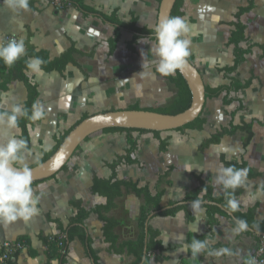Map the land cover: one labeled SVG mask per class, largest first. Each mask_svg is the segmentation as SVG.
I'll use <instances>...</instances> for the list:
<instances>
[{"label":"crops","instance_id":"obj_1","mask_svg":"<svg viewBox=\"0 0 264 264\" xmlns=\"http://www.w3.org/2000/svg\"><path fill=\"white\" fill-rule=\"evenodd\" d=\"M84 2L86 6L108 16L117 10L120 20L126 23L135 16L139 19L140 28L152 30L157 24V0ZM255 4L256 8L249 15L256 16L260 33L251 36L248 26L249 41L243 47H255L247 62L234 75L242 82L253 76L254 81L249 89L232 95L240 102L224 105L223 96L207 100L203 112L207 124L203 130L179 132L180 143L174 142L177 132H161L159 139L168 145L165 153L160 152V141L153 133H133L140 146L133 156L137 164H122L117 169L118 179L139 183L140 187L149 185L153 190L158 176L173 167L174 172L163 199L164 207L172 201H183L187 193L196 189L199 185L196 176L212 186L215 197L221 196L222 186L215 183V177L218 170L224 167L221 161L223 156L232 163L245 161L252 172L258 174L256 178L248 177L247 184L242 187L244 192L237 197L240 202L237 212L245 214L254 211L256 220H264V0H255ZM234 15L226 22L231 29L227 44L232 32L229 23L233 21ZM194 22L191 21L192 26ZM114 32V26L100 17L85 14L74 5L64 7L59 0L33 1L27 12L19 14L10 11L4 6L3 0L0 1V41L5 42L7 38L15 36L26 42L30 36V43L38 51L49 52L51 60L71 48L77 50L74 56L76 64L68 65L63 75L43 71L37 78L30 71L27 72L30 80L39 86L38 101L46 111V118L34 122L29 128L31 148L25 153L29 167L39 165L44 154L55 148L57 140L88 115L130 110L135 105L146 111L168 108L178 99L177 88L168 81V76L156 73L154 67L151 76L139 74L142 53L146 61L155 59L150 47L154 41L149 38L141 43L140 39L133 54L128 50L127 43L132 41L134 35L122 31L118 48L110 55V38ZM200 37L199 33L194 32L191 39L195 42ZM229 49L226 58L220 59L217 64L204 61L198 65L195 55H190L206 87L218 88L229 84L224 73L219 72L233 64L234 47L229 46ZM26 100V87L21 82H15L10 85L8 92L0 91V111L8 110L15 104L24 106ZM252 122H255L253 139L250 140L248 133L239 131L232 137H225L219 145L201 149L207 139L223 128ZM13 136L20 139L21 130L18 127L11 130L0 127V141L6 142ZM126 140L127 134L124 132L103 131L93 135L82 144L67 169L33 187L36 194H42L38 205L39 215L27 222L21 220L7 226L0 225V249L6 241L20 238L30 240V247L19 252L10 264H60L55 258L49 261L42 238L60 235L62 227H69L71 220L78 215L79 206L90 213L83 226L91 245L89 242L82 243L78 238L70 241L68 264H96L93 253L101 264L133 263V257L110 253V244L104 236V222L96 213V209L108 201L92 192L95 179L108 180L112 177L110 164L126 154ZM186 165H190L192 171H186ZM250 193L255 195V199L250 198ZM115 203V208L104 216L118 222L115 234L120 243L136 241L140 235V213L144 199L124 191ZM153 213L156 215L152 216ZM153 213L146 223V233L149 226L158 231L164 250L149 255L147 252L145 255V247L144 258L148 256L151 264H244L264 244L258 243L256 239L261 236L249 230L233 234L231 230L236 227L237 219L234 220L227 213L228 218L217 216L219 223L213 230L214 239L208 240L213 241L211 250L227 248L230 252L209 256V249H206L194 257L190 250L185 249L193 238L207 239L209 224L206 210L200 208L196 213L192 211L193 221L188 220L185 211L169 217ZM144 258L142 264L146 261Z\"/></svg>","mask_w":264,"mask_h":264},{"label":"trees","instance_id":"obj_2","mask_svg":"<svg viewBox=\"0 0 264 264\" xmlns=\"http://www.w3.org/2000/svg\"><path fill=\"white\" fill-rule=\"evenodd\" d=\"M1 1V0H0ZM33 1H44V0H29V4ZM47 1V0H45ZM159 5L161 0H157ZM64 7L67 5H74L79 10L88 15H95L100 17L110 25L114 26L115 32L112 38H110V55H113L122 38V31H128L134 35L132 41L127 43V48L133 54L136 53V46L138 41L141 38L148 37L152 41H155V35L152 30L148 28H140L138 26L139 19L135 16L132 17L129 23L123 22L118 17V11H114L110 16L105 15L96 11L93 8H90L85 5L84 0H61ZM185 3L186 0H177L175 7L172 12V16H183L185 18ZM256 8L255 0H247L246 6H241L238 8L237 12L234 15L233 21L229 23V26L232 28L231 36L229 39V46L234 47L233 54V64L232 66L225 67L224 69H220V73H224L225 78L228 79L229 84L223 85L218 88L206 87V98L216 99L223 96L224 105H232L234 103L240 102L237 97H232V95H238L240 92L249 89L252 86L254 81V77L252 76L249 80L242 82L241 80L234 77L238 69L247 62V58L251 55L252 50L255 46H250L245 49L243 47L249 39L247 37L248 26L243 22V17L247 14H250ZM9 38L5 40L7 42ZM31 37L29 36L28 40L25 42L26 46V54L22 56L16 63L9 68L2 61H0V91L8 92L10 90V85L15 82H21L24 84L27 90V100L24 104L29 110V114L31 112V105L33 102L38 101L40 97L39 86L33 83L27 75L29 71L26 68V62L28 59L32 57H41L45 60V64L42 65L43 71L46 73H59L63 75L66 71V68L70 64H76L75 54L77 50L71 48L60 57L51 60L50 54L47 51H38L31 43ZM188 60L193 63V58L189 56ZM168 81H170L178 90V99L172 104V106L168 108L161 109H148L147 111L157 112L166 115H177L185 112L189 109L192 102V94L191 91L182 77V75L176 71V75H169L167 77ZM243 109V107H240ZM130 110H141L139 105L133 106ZM90 116H86L81 122L89 118ZM79 122L77 125H79ZM34 122L28 120L27 118H21L18 121V128L21 130L20 139H24L28 144V151L31 148V137L29 128L33 125ZM254 123L243 124L242 126H235L233 124L228 128H223L218 133L212 135L209 139H207L203 145L201 146L202 150L208 149L211 145H219L225 137H232L236 135L239 131L246 132L249 135L250 140L254 138L253 127ZM207 124V120L203 118L201 115L195 122L176 130L177 132H186L189 130H198L201 131L204 129ZM76 125V126H77ZM75 126V127H76ZM74 127V128H75ZM73 128V129H74ZM71 129L67 133H65L61 138H59L56 142L55 148L50 152L44 154L43 160L39 163H43L47 161L59 147L63 144L65 139L68 137ZM104 132H124L127 134V150L124 156L119 157L116 161L110 164V169L113 173L112 177L108 180L104 179H95L94 187L92 192L95 195H100L102 197L107 198V204L104 206H100L96 209V213L99 214L100 218L104 222V236L106 242L110 244V253L114 255H128L134 258L132 264H142L144 258V250L147 247L148 255L155 251H163L164 247L162 242L159 240L160 233L153 229L151 226L148 227V233H146V223L153 212H157V216L161 217H169L175 216L180 211H185L189 221H193L192 217V208L191 202L198 197L202 196L203 202H212L220 204L223 209L218 208L217 206L204 204L202 202L201 208L206 210L208 224H209V235L207 239H214V227H216L219 223L217 216L221 215L228 218L227 213H230L225 205L226 198L224 194V190L222 188L223 194L219 197L214 196V191L212 186H210L207 182H205L201 177L196 176V180L199 185L196 189L190 191L186 194L183 201L181 202H170L166 207L163 206V199L166 194V186L170 183V179L174 172V168L170 167L168 170L158 176V181L155 188L152 190L149 185L140 187L139 183H135L133 181L128 180H119L117 176V169L122 165H134L137 164V160L133 158L136 152L139 150V142L136 138L133 137V133H153L158 137L161 132H150L146 130H135V129H120L113 128L107 129ZM89 140V138L87 139ZM86 140V141H87ZM160 141V152L165 153L167 151V143L164 141ZM79 150V149H78ZM221 161L224 164V167L235 166L236 168H248L249 173L248 177L256 178L258 174L252 172L249 168L248 164L245 161L242 163H232L228 162L225 157H221ZM67 169V166L63 168L62 171ZM43 182V181H41ZM41 182L33 183V187L38 185ZM202 188H205L203 193L200 192ZM124 191L132 192L136 196L144 199V205L141 208L140 213V235L136 241H129L120 243L118 237L115 234L116 228L118 227V222L105 217L104 215L111 212L116 206V200L123 196ZM244 190L242 187L237 188L235 190V197H239L243 194ZM79 212L78 215L71 220L69 227H62V232L60 235L52 237V238H42V242L46 247V253L49 261L52 259H57L60 264H68V248L70 241L78 238L82 243L86 244L87 242L91 245V240L88 239L86 228L83 226L86 219L89 217L90 213L87 212L82 206L78 207ZM236 219H244L248 222V225L254 231L264 233V220L258 221L255 218V212L250 211L248 213H240L235 212L232 213ZM148 237V241H147ZM206 239V238H205ZM258 243L263 244L264 239L262 237H256ZM203 240V239H202ZM93 253V252H92ZM1 255V252H0ZM95 259L96 264H101L98 257L93 253L92 255ZM11 263V262H10ZM9 263V264H10ZM144 264H151L149 257Z\"/></svg>","mask_w":264,"mask_h":264},{"label":"clouds","instance_id":"obj_3","mask_svg":"<svg viewBox=\"0 0 264 264\" xmlns=\"http://www.w3.org/2000/svg\"><path fill=\"white\" fill-rule=\"evenodd\" d=\"M3 4L17 14L29 10V0H3ZM152 32L155 35V41L150 47L155 59L146 61L142 53L139 74L151 76L152 67L155 68L156 73L165 77L182 70L191 55L193 26L183 16H168L161 18L152 28ZM147 39L149 38H141L140 42L145 43ZM25 54L23 38L12 36L6 43L0 41V61L9 68ZM44 64L45 60L36 56L27 60L26 68L39 78L43 74L42 65ZM22 117L37 122L46 118V111L40 101L33 102L30 114L26 107L15 104L8 110L0 111V127L16 129ZM174 142H181L179 134L174 136ZM27 151L28 144L24 139L13 136L6 142L0 141V225L7 226L21 220L27 222L40 213L38 205L42 194H36L32 186L33 170L25 160ZM192 169L190 165L185 166L186 171H192ZM248 173V168L235 166L221 167L217 172L215 183L222 186L226 198L225 207L230 213L240 210V202L235 197V190L247 184ZM204 191L205 188L200 190L201 193ZM249 195L251 199H255V195L251 193ZM202 202V196L191 202L193 213L200 210ZM248 228L246 220L237 219L236 227L231 231L233 234H239L247 231ZM212 243L213 241L208 239L193 238L185 250H190L194 257L204 253L206 249H209L207 253L209 256H220L230 252L227 248L211 250ZM248 264H255V261L250 260Z\"/></svg>","mask_w":264,"mask_h":264},{"label":"water","instance_id":"obj_4","mask_svg":"<svg viewBox=\"0 0 264 264\" xmlns=\"http://www.w3.org/2000/svg\"><path fill=\"white\" fill-rule=\"evenodd\" d=\"M176 2L177 0H161L157 23L163 17L172 16ZM178 72L185 79L192 94V102L189 109L177 115H166L146 110L110 111L92 115L70 132L56 153L47 161L32 168L33 183L56 176L69 164L82 144L99 132L113 128L170 132L195 122L203 115L206 106L205 82L200 71L189 60L187 65L182 70H178ZM204 204H211L222 209L221 205L215 203L205 202ZM154 215L156 213L152 214V216ZM229 215L236 220L233 214L229 213ZM248 230L264 239V233L255 232L251 228H248ZM146 254L147 251H145Z\"/></svg>","mask_w":264,"mask_h":264},{"label":"rangeland","instance_id":"obj_5","mask_svg":"<svg viewBox=\"0 0 264 264\" xmlns=\"http://www.w3.org/2000/svg\"><path fill=\"white\" fill-rule=\"evenodd\" d=\"M246 5L247 0H186L185 19L190 25L191 21H195L194 32L201 36L195 42L192 40L191 55H195V63L199 65L200 62L206 61L209 64H217L220 59L226 58V51H230L227 38L231 30L226 22L232 19L240 6ZM243 22L249 26L251 36L260 33V29L256 26V22L259 21L255 15H245ZM202 39H204L203 42ZM175 75L176 72L172 74V76Z\"/></svg>","mask_w":264,"mask_h":264},{"label":"built area","instance_id":"obj_6","mask_svg":"<svg viewBox=\"0 0 264 264\" xmlns=\"http://www.w3.org/2000/svg\"><path fill=\"white\" fill-rule=\"evenodd\" d=\"M29 247L30 240L28 238H20L18 240L4 242L0 249V264H9L19 252H22ZM250 260H254L255 264H264V244L260 246L256 254L249 257L244 264H248Z\"/></svg>","mask_w":264,"mask_h":264}]
</instances>
